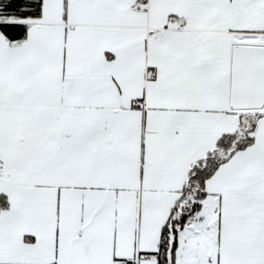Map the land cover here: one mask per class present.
Listing matches in <instances>:
<instances>
[{"label": "snow or ice", "instance_id": "6c2138e0", "mask_svg": "<svg viewBox=\"0 0 264 264\" xmlns=\"http://www.w3.org/2000/svg\"><path fill=\"white\" fill-rule=\"evenodd\" d=\"M0 264H264V0H0Z\"/></svg>", "mask_w": 264, "mask_h": 264}]
</instances>
